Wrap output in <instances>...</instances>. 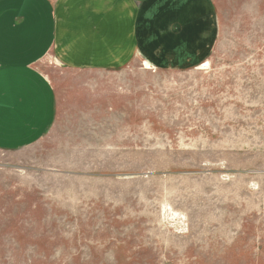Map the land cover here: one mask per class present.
I'll return each mask as SVG.
<instances>
[{"label":"rangeland","instance_id":"rangeland-1","mask_svg":"<svg viewBox=\"0 0 264 264\" xmlns=\"http://www.w3.org/2000/svg\"><path fill=\"white\" fill-rule=\"evenodd\" d=\"M208 61L38 68L57 114L0 152V264H264V0H216Z\"/></svg>","mask_w":264,"mask_h":264},{"label":"crops","instance_id":"crops-1","mask_svg":"<svg viewBox=\"0 0 264 264\" xmlns=\"http://www.w3.org/2000/svg\"><path fill=\"white\" fill-rule=\"evenodd\" d=\"M216 0H0V152L28 148L56 120L46 56L70 69L114 70L135 59L158 69L206 63Z\"/></svg>","mask_w":264,"mask_h":264}]
</instances>
